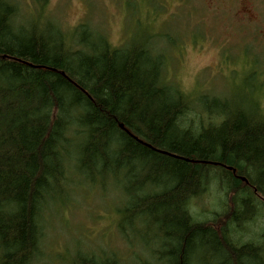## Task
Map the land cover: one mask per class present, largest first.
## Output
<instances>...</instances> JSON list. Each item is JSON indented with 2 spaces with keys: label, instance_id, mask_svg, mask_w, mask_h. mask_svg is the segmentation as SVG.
<instances>
[{
  "label": "trees",
  "instance_id": "trees-1",
  "mask_svg": "<svg viewBox=\"0 0 264 264\" xmlns=\"http://www.w3.org/2000/svg\"><path fill=\"white\" fill-rule=\"evenodd\" d=\"M17 14L0 0V264H33L73 179L122 189L119 229L155 245L139 264H264L260 109L191 99L148 40L115 48L85 26L69 37ZM215 186L222 211L197 220L193 201Z\"/></svg>",
  "mask_w": 264,
  "mask_h": 264
},
{
  "label": "rangeland",
  "instance_id": "rangeland-1",
  "mask_svg": "<svg viewBox=\"0 0 264 264\" xmlns=\"http://www.w3.org/2000/svg\"><path fill=\"white\" fill-rule=\"evenodd\" d=\"M9 1L18 7L19 25L51 21L68 36L85 26L115 48L148 40L166 57L167 82L191 99L218 97L246 110L257 106L264 114V0H47L43 8L36 0ZM73 180L45 216L33 264H73L80 255L139 264L150 256L155 245L147 249L119 229L118 210L125 205L119 186ZM224 201L211 187L193 201L191 212L207 221Z\"/></svg>",
  "mask_w": 264,
  "mask_h": 264
},
{
  "label": "water",
  "instance_id": "water-1",
  "mask_svg": "<svg viewBox=\"0 0 264 264\" xmlns=\"http://www.w3.org/2000/svg\"><path fill=\"white\" fill-rule=\"evenodd\" d=\"M246 181V180H245Z\"/></svg>",
  "mask_w": 264,
  "mask_h": 264
}]
</instances>
